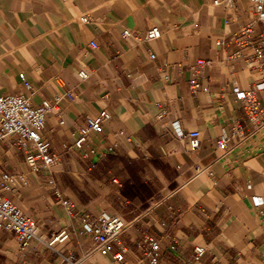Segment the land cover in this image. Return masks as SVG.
Returning <instances> with one entry per match:
<instances>
[{"label": "crops", "instance_id": "crops-1", "mask_svg": "<svg viewBox=\"0 0 264 264\" xmlns=\"http://www.w3.org/2000/svg\"><path fill=\"white\" fill-rule=\"evenodd\" d=\"M152 27L161 36L145 40ZM199 58L208 63L193 87ZM258 83L264 23L249 0H0V95L53 105L42 134L58 157L33 172L15 135L0 140V179L23 176L0 196L36 224L25 245L0 228V264H147L146 236L158 240L160 264H189L196 245L206 249L197 264H264V125L248 124L235 98ZM256 96L264 121V90ZM103 111L88 144L111 151L90 168L73 145ZM103 212L129 223L122 261L81 230ZM63 230L68 240L49 245Z\"/></svg>", "mask_w": 264, "mask_h": 264}, {"label": "built area", "instance_id": "built-area-1", "mask_svg": "<svg viewBox=\"0 0 264 264\" xmlns=\"http://www.w3.org/2000/svg\"><path fill=\"white\" fill-rule=\"evenodd\" d=\"M249 1L253 6L255 19L264 23V0ZM80 21L86 23L89 18L87 15H83L80 17ZM248 32L249 29H244L237 39L241 37V41L246 43L247 41L243 38ZM123 34L126 37L130 36V32L127 30ZM160 36L161 31L157 27H152L145 33L144 39L151 40ZM91 45L95 47L93 43ZM256 53L260 54V49H257ZM150 57L152 58L153 55H150ZM207 63L202 58L195 61L192 68L193 78L190 81L193 87H197L196 77L201 75L203 67ZM77 75L81 79L87 77V73L84 70H79ZM20 77L25 82L23 75ZM26 85L28 84L26 83ZM257 90H264V83H258L250 90L235 91V98L242 104L246 112L247 123L258 130L264 125V121L262 118L263 110L256 96ZM59 99V96L55 97V101ZM52 108L53 105L47 100H42L39 105H33L28 98L21 94L0 95V140L6 136L15 135L17 144L25 149L26 163L33 172L39 171L41 168H50L58 159L56 154L50 153L49 143L42 134L47 113ZM109 117V114L103 111L98 117L90 119L86 127L80 130V135L73 145L86 159H90V168L95 166L98 158L111 151V148L98 149L88 144L89 132H100L102 130V121ZM240 129V127H237L236 132H239ZM178 135L182 136V133ZM186 135L191 149H198L200 145L199 131H189ZM228 141L229 139L226 136L219 137L217 147L226 149ZM18 179H23V176L3 173L0 185L4 190H10L11 184ZM55 195L63 205H69L68 200L63 198L60 191L55 190ZM261 203L262 200L260 198L254 197L255 207L260 206ZM128 227L129 223L124 222L119 216L104 212L94 222L83 219L81 224V230L93 238L95 249L104 256L111 254L115 261H122L128 250L120 241V236ZM0 228L14 232L23 245L36 236L35 222L25 215L20 207L2 196H0ZM68 238L69 233L63 230L50 239L49 245L63 243ZM114 245H117L116 251L112 250ZM139 245L144 249V254L148 260L147 264H160L161 249L157 239L146 236ZM205 252V247L201 245L194 246L192 260L189 264L199 263Z\"/></svg>", "mask_w": 264, "mask_h": 264}]
</instances>
